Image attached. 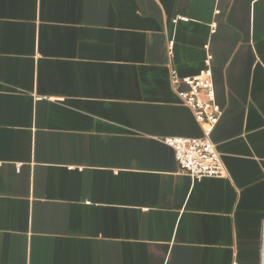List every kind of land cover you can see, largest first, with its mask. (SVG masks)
Returning a JSON list of instances; mask_svg holds the SVG:
<instances>
[{"label":"crops","instance_id":"1","mask_svg":"<svg viewBox=\"0 0 264 264\" xmlns=\"http://www.w3.org/2000/svg\"><path fill=\"white\" fill-rule=\"evenodd\" d=\"M208 53L227 175L192 179L171 72ZM234 263L264 264V0H0V264Z\"/></svg>","mask_w":264,"mask_h":264},{"label":"built area","instance_id":"2","mask_svg":"<svg viewBox=\"0 0 264 264\" xmlns=\"http://www.w3.org/2000/svg\"><path fill=\"white\" fill-rule=\"evenodd\" d=\"M172 48L173 41H170L168 49L171 51ZM211 59L212 55L208 53L207 67L196 76L181 78L175 70L171 72L173 84L184 82L189 86L188 90H179L178 92L183 101L193 110L196 120L209 124V129L203 136H170L165 139L175 150L180 170L187 173L192 179L227 175L222 154L210 138L211 130L221 116V107L216 102L210 68Z\"/></svg>","mask_w":264,"mask_h":264}]
</instances>
